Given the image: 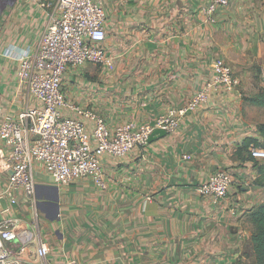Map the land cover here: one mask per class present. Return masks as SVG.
Returning <instances> with one entry per match:
<instances>
[{
    "label": "crops",
    "instance_id": "1",
    "mask_svg": "<svg viewBox=\"0 0 264 264\" xmlns=\"http://www.w3.org/2000/svg\"><path fill=\"white\" fill-rule=\"evenodd\" d=\"M55 1L0 0V123L38 104L11 57L17 48L37 49ZM206 1L102 0L103 46L112 61L71 67L63 88L109 127L152 122L186 104L218 58L232 69L235 87L211 91L174 131L127 156L101 157L105 189L89 178L57 184L35 163V200L21 188L13 204L0 197V221L18 218L30 231L22 264L70 257L81 264H259L249 214L264 202L257 182L264 157L253 160L240 147L249 137L264 141V105L244 99L264 93V0H229L214 22L201 13ZM219 169L233 182L225 199L213 202L197 187ZM7 185L0 169V192ZM40 241L49 247L43 259L36 256Z\"/></svg>",
    "mask_w": 264,
    "mask_h": 264
},
{
    "label": "built area",
    "instance_id": "2",
    "mask_svg": "<svg viewBox=\"0 0 264 264\" xmlns=\"http://www.w3.org/2000/svg\"><path fill=\"white\" fill-rule=\"evenodd\" d=\"M229 2L207 0L201 7L204 19L214 22L218 7ZM105 35L102 0H56L53 4L39 46L33 52L25 50L17 70L19 83L27 87L38 104L25 106L17 115L6 114L0 123V140L5 146L0 148V169L8 173V185L0 197H9L13 204L16 199L12 192L21 188L35 200L37 162L45 165L57 184L89 178L105 189L101 157L127 156L135 147L146 146L154 130L174 131L187 112L207 102L211 91L235 87L232 69L218 58L213 76L186 104L158 115L152 122L127 121L109 127L102 115L73 102L63 88L64 77L71 67L111 63L112 57L103 46ZM251 153L264 157V149L252 147ZM232 182L231 175L219 169L197 190L218 202L225 199ZM23 225L18 218L0 221V264H22L19 250L30 236L28 229L21 228ZM48 252L47 244L40 241L37 258H45ZM61 264L81 263L70 257Z\"/></svg>",
    "mask_w": 264,
    "mask_h": 264
},
{
    "label": "trees",
    "instance_id": "3",
    "mask_svg": "<svg viewBox=\"0 0 264 264\" xmlns=\"http://www.w3.org/2000/svg\"><path fill=\"white\" fill-rule=\"evenodd\" d=\"M244 99L254 105H264V93H260L256 96H247L244 97ZM258 130L264 133V123L258 125ZM251 147L264 149V141L260 142L256 138L249 137L243 141L240 147L241 149L249 148L248 157L256 160L251 153ZM257 166L258 172L260 173V178L257 182L259 184H264V164H258ZM249 218L254 225L253 242L257 262L259 264H264V202L253 207L249 214Z\"/></svg>",
    "mask_w": 264,
    "mask_h": 264
},
{
    "label": "water",
    "instance_id": "4",
    "mask_svg": "<svg viewBox=\"0 0 264 264\" xmlns=\"http://www.w3.org/2000/svg\"><path fill=\"white\" fill-rule=\"evenodd\" d=\"M167 132L163 129H156L153 131L152 135L150 136L149 141L154 140L155 138H157V136L161 137L164 136Z\"/></svg>",
    "mask_w": 264,
    "mask_h": 264
},
{
    "label": "clouds",
    "instance_id": "5",
    "mask_svg": "<svg viewBox=\"0 0 264 264\" xmlns=\"http://www.w3.org/2000/svg\"><path fill=\"white\" fill-rule=\"evenodd\" d=\"M24 52H25V50H23L21 48H17L15 53L12 55L11 58L14 60H19V59L23 58Z\"/></svg>",
    "mask_w": 264,
    "mask_h": 264
},
{
    "label": "rangeland",
    "instance_id": "6",
    "mask_svg": "<svg viewBox=\"0 0 264 264\" xmlns=\"http://www.w3.org/2000/svg\"><path fill=\"white\" fill-rule=\"evenodd\" d=\"M87 64V63H86ZM86 64H84V65H86ZM84 65H82V66H84ZM95 65H97V64H95Z\"/></svg>",
    "mask_w": 264,
    "mask_h": 264
}]
</instances>
